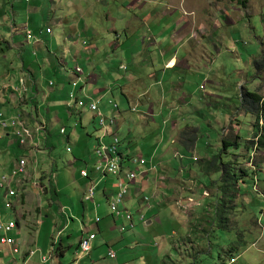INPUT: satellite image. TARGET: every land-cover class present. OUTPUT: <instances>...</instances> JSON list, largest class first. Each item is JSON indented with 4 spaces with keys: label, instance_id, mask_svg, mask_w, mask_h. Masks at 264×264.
Returning a JSON list of instances; mask_svg holds the SVG:
<instances>
[{
    "label": "crops",
    "instance_id": "0c3cea01",
    "mask_svg": "<svg viewBox=\"0 0 264 264\" xmlns=\"http://www.w3.org/2000/svg\"><path fill=\"white\" fill-rule=\"evenodd\" d=\"M111 1L117 0H85L82 8L89 11V19L98 4L109 10ZM19 2L18 5L16 0H0V43L3 45L5 43V47L0 46V113L5 118L21 115L24 122L31 127L45 120L46 129L44 130L45 134L36 133L34 137L28 139L24 146L17 143L13 130L0 129V178L8 176L16 167L18 160L23 157L27 159L25 174L9 180L8 187L15 192L16 197H8L9 201H6L7 192L5 190L7 191V189L0 187V215L4 213L14 216L17 221V232L13 234L20 245V254L13 258L10 248L2 246L0 248V264H15L16 262L61 264V258L67 257L71 252L73 257L77 258L73 260V264H153L151 262L153 259H155L154 264H171L170 244L172 243L161 241L158 243L159 236L153 237L156 231L139 234L131 229V232L128 233V229H125V225H123L124 221L119 219V216L112 214L110 202L118 191L119 181L126 182L125 175L129 168H132L130 159L133 156L145 158L137 152L136 147H146V144L141 145L140 142L155 137L154 134L160 140L166 134L164 131L166 125H169L172 131L169 145H173L174 156L180 161L179 164L176 167L166 163L165 148L161 151L162 158L160 157L158 163H155L153 158L149 162L146 160L147 162L143 166H135L139 174L134 183L129 186L125 203L127 206L128 202L138 205L136 214L139 218L138 215L141 214L145 203L144 192L148 190V196L152 200L154 198L155 202L154 207L145 204L149 209L147 212L152 211L154 218L146 221L147 227L155 221L160 223L162 221L172 222L174 219L181 220L179 214L174 215V209L178 208L176 205V202L178 203L177 196L180 194V197L184 196L185 198L190 195L186 189L190 187V182L187 183L186 180L190 178L191 173H195L192 167L185 162L186 157H178L177 144L180 145L181 150L184 148L177 141L181 140L184 132L197 129L195 132L197 142L191 149L194 151L203 131L201 127L192 125L187 120V116L198 114L194 107L198 105L199 101L205 108H208L212 95L203 91L205 87L201 89L204 82L199 86L201 94L197 97L196 91H191L184 81H181L183 80V69H191V65L184 62L185 58L179 60L176 55H172L171 58L157 64L153 62L150 64L147 60H135L136 73L128 75L122 80V85L118 86L128 106L121 109L119 105L120 111L116 115L115 133L120 136V152L123 154L124 161L120 177H115L118 179L114 183V179L109 175L100 174L94 169L97 159H91L92 156L88 148L91 125L100 128L95 120V115L88 110L78 111L68 107L69 93L73 92L78 97L86 96L90 83L95 84L101 79L100 74L86 73L84 67L78 63L79 60L86 59V56L90 54L89 51L99 50L94 43L100 41L101 32L96 29L93 23L92 29L85 26L84 16L78 15L79 17L76 18L72 8L73 0H20ZM149 2L151 3L148 5L145 0L136 1L133 8L138 9L140 3L142 8L131 13L125 9V6L123 8L120 5L118 12L115 13L117 18L112 15L111 10L106 18L121 26L128 21L131 23L134 19V25L135 21L137 25L133 27V23H131V26L135 33L146 25L148 31L141 34V45L143 48L146 46L145 54L159 49L158 51H162V54L166 55L172 46L168 44V49H165L164 47L160 48V44L167 41L173 45L179 44L184 48L186 41L189 40L188 34L182 35L184 26L180 28L174 22L176 13L181 12L182 14V11L178 10L167 16L166 4L163 3V0H149ZM124 9L131 15L128 21L121 14ZM132 14L136 15V18H133ZM159 17L169 20L172 27L176 29L173 34L167 28L162 30L161 26H158L160 35L157 36L153 33L151 25H147V22ZM176 19L179 24L181 21L184 23L183 15ZM56 25L59 27L62 41L57 50L53 47L56 43L59 46V41L54 35ZM21 26L31 29L34 39L28 41L25 31L20 29ZM47 28H51L50 33L46 31ZM11 32L20 34L13 35ZM109 32L115 33V27ZM9 34L11 35L9 36ZM44 34L47 35V39H44ZM15 36H20L22 41L20 46L13 43ZM149 38L152 40L148 41ZM26 43L31 46V53L26 49L24 45ZM109 45L110 49L119 46L114 41ZM8 47L16 50L14 53L18 61L10 54H4L9 49ZM25 49L26 51H24ZM33 54L35 56L30 60V56ZM92 56L95 55L92 54ZM69 58L74 65H71ZM76 67L83 70L80 80L74 72ZM144 68H146L149 83L144 82L142 78L135 77ZM98 69L100 72L114 70L113 60L106 61L103 66L99 65ZM120 69L126 70L127 68L121 65ZM21 79L24 80L23 83ZM45 79L48 87L45 86ZM52 80L54 84L51 85L50 81ZM204 80L206 79L204 78ZM73 82H78L75 88L72 86ZM62 96L66 99L65 103L62 99L60 100ZM214 97L220 98L217 95ZM52 102H55L57 113L60 115L57 120L58 129L52 125L53 118L50 116ZM41 109L44 110V118L40 116ZM82 113H88L91 116L86 115L83 118L79 115ZM73 119H75V124L70 125L69 121ZM179 124L184 126L181 128ZM52 131L56 132L52 133ZM103 133L101 130L99 138L103 136ZM139 134L142 136L139 137ZM179 135L181 137L177 140ZM50 136L58 141L59 146L65 144V154L57 162L53 159V151L57 145L50 141ZM41 138L44 139V144L41 147H35L34 142L40 141ZM105 138L103 140L106 142L111 140L109 136ZM222 140L221 138V145ZM43 146L44 148L40 149ZM39 151L44 152L48 156V160L45 156L42 165L35 166L36 160L33 156L28 157L27 154ZM185 152L186 150L183 153L185 154ZM86 154L89 158L86 157ZM51 161H53L52 164H50ZM79 162L83 163L80 168L77 165L80 164ZM84 169H87L89 173L87 179L81 176V171ZM185 175L188 176L185 177ZM179 178L180 183L178 184ZM175 180L177 181L176 186L172 184V181ZM92 185L95 187L94 196L90 200H85L87 190ZM168 191L171 192L170 196L167 195ZM41 198H44V204L40 206ZM124 208L131 213L134 224L135 217L129 206V209L126 206ZM23 210L35 214L34 219L28 218L20 223L18 214ZM96 217L100 221L96 222ZM142 217L144 215H141L140 221H144L147 216L145 214L144 219ZM90 233L96 234L91 252L81 256L80 242ZM183 234L184 237L181 238V241L187 242L189 232L186 231ZM174 235H177L175 230L171 232L169 238H173ZM175 243L172 244L173 248ZM199 247L198 249L202 250V246ZM110 250L115 253V258L109 257ZM30 253H34V256L30 257Z\"/></svg>",
    "mask_w": 264,
    "mask_h": 264
},
{
    "label": "rangeland",
    "instance_id": "374dc122",
    "mask_svg": "<svg viewBox=\"0 0 264 264\" xmlns=\"http://www.w3.org/2000/svg\"><path fill=\"white\" fill-rule=\"evenodd\" d=\"M19 1L20 0H16L18 5L20 4ZM133 1V3L131 0L111 1L109 10H111L112 15L116 18L117 14L115 13L118 12L120 5L123 8L125 6V9H128L129 13L140 10L142 8L141 3L139 4L138 9H134L133 7L135 6L136 1L140 2L143 0ZM84 2L85 0H73L72 8L73 12H75L74 15L76 18L84 16V24L85 26H89L90 29H92L91 25L93 23L96 26V29L101 32V39L99 42L94 43L99 50L94 52L89 51L90 54L86 56V59L79 60L78 63L84 67L86 73L100 74L101 79L98 80L99 82H95V84L90 83L86 96L78 97L74 93L78 99H83L86 102V105L83 108L75 107L74 110L87 111L88 101L93 100L97 103L99 111L105 117L106 123H108L113 117L116 120V115L120 111L119 105L121 109H125L128 106L127 102L123 99L118 86L122 85V80L127 78L128 75L136 73V67L134 65L135 60H147L150 64L152 62L157 64L165 59L171 58L172 55H176L179 60L185 58L184 62L191 65L190 70H187L186 68L183 69V80L181 81H184L191 91H196L195 93L197 97L201 94L199 92V86L204 82V84L201 85L205 87L203 91L212 95L210 96V106L208 108H205L203 103L199 101L197 102L198 105L194 107L198 114L187 116V120H189L192 125L195 124L196 126L201 127V130L203 131L199 136L197 147L194 151L189 150V153L188 150H186L185 154L183 153L184 150H181L179 144H177L176 148L178 157H186L187 159H185V162L192 167L195 173H191L190 178L186 180L187 183L190 182V187L186 188L190 195L185 198L184 196L180 197V194L177 196L178 203L176 202V205L178 208L174 209L175 213H173L174 215L179 214L181 220L174 219L172 222L162 221L160 223L155 221L151 226L147 227L145 225L146 221L154 219L152 217V211H149V213L147 212L149 210L148 206L154 207L155 199L153 198L152 200V198L148 196V190H146L144 192L145 203L141 209V214L138 215L139 218L136 214L138 205H135L134 202H128V206L135 217V220L133 219V222H135L133 228L129 227V223L125 219L124 214L118 217L124 221L125 224L123 225H125V229H128V233L131 232V229H134V231L139 234L156 231L153 237L159 236L157 239L158 243L160 241L172 244L173 242H176L174 248L172 247V244H170L171 264L194 263V253L196 251L200 252L198 249L200 248L198 243L192 244L191 242H184L181 241V238L184 237L183 233L186 231L192 232L193 230L195 233L196 231H199V234H204V232H201V230H198L197 228H203L206 230L207 234H210L208 235L206 255L202 254L201 251V253H199L200 255L197 256L198 258L196 257L199 263L223 264L221 259L228 258L225 260V264H264V213L259 214L255 209L256 206L252 205L250 208H247L248 211L241 210L242 212L240 214L234 215L233 212L228 216L229 226L233 227L235 225V227L231 229L221 228L218 224L220 221L210 223V221L215 219V215L213 216V212L209 207L211 206V200L216 190L205 189L201 192L197 184L200 179L205 180L208 178L201 173L199 169L200 162L207 160L209 156L216 154L221 150V138H235L238 135L240 137L238 141L241 145L240 149H231L230 152L233 151L234 156L231 157L229 154H224V159H226L227 156L234 163L237 162L235 163L237 169L249 166L252 169V171L249 170L250 177L252 176V178L256 177L257 172L260 171L257 166L258 157L253 155L254 151L251 152L252 158L250 163H246L248 155L247 150L243 145L244 143L245 145L251 143L253 140V132H249L248 135L243 133L245 129L250 130L247 123L252 124V120L250 119V115L246 112L247 109L241 106V94L247 89H250L251 91L264 96V0H163V3L166 4L165 12H167V16L178 10L182 11V14L181 12L176 13L174 22L177 23L180 28L184 26V32H181V34H188L189 39L186 41V46L184 48L179 44L173 45L168 41L160 44V48L164 47L165 49H168V44L172 46L166 55L162 54V51H158L159 49L145 54L144 51L146 50V46L143 48V45H141V34L147 32L148 28L145 25L139 32L135 33L133 27L137 25V23L135 21L134 25L133 19L131 21L133 27L131 26V23L128 21L131 15L125 9L121 14L128 23H124L121 26L119 23L114 24L112 20L107 19L106 16L109 10L101 7L99 4L91 18L88 19L89 11L82 8ZM145 2L148 5L151 3L149 0H145ZM181 15H183L184 23L181 21L179 24L176 18H179ZM132 17L136 18V15L132 14ZM41 24L44 23L41 22ZM148 24L151 25L153 33L157 36L160 35L158 26H161L162 30H166L167 28L171 34L176 30L172 27L171 23H169V20H163L161 17L148 20L147 25ZM113 27H115L116 32L110 33L109 31H111ZM15 34L19 35L20 33L17 32ZM10 35L11 34H9V36ZM54 35L59 41V46L58 43L53 46L54 49L57 50L60 48V43L62 44L60 30L57 25L54 28ZM44 39H47V35L45 34ZM113 41L119 46L117 48L114 46V48L110 49L109 43L111 44ZM13 43H15L16 46H20V44H22L20 36L13 37ZM24 45L29 53H31V46L28 43ZM24 45L23 47L25 48ZM123 45L124 48H122ZM0 46L5 47V43L4 45L0 43ZM12 47H8L9 49L5 51L4 54H10L16 59V61H18L14 53L16 50ZM26 49L24 51H26ZM92 54L95 56H92ZM34 56L35 54L31 55L30 60H32V57ZM111 60H113L114 70H103L100 72L98 66H103L106 61ZM255 60L258 61L257 64L260 66L256 67L254 65L253 62ZM69 62H72L70 58ZM71 65L74 64L71 63ZM121 65L125 66L127 69H120ZM135 77L142 78L146 83L150 82L146 68L140 73H137ZM204 78L206 80H204ZM40 86L42 87V84H40ZM45 86L48 87L46 79ZM98 90L99 92H96ZM214 95L220 96V98L214 97ZM64 96H66V94H64ZM197 97L195 96V98ZM61 99L65 103L66 99L63 96L60 100ZM69 100L70 98L68 95V101ZM51 104L50 116L53 118L52 125L58 129L59 123L57 120L60 118V115L57 113L55 102H52ZM114 105H116L117 108H114ZM41 111L42 114L40 112V116L44 118V110L41 109ZM60 113L62 114V112ZM93 114L95 115V113ZM79 115L84 118L89 114L82 113ZM133 116L136 119L135 114H133ZM95 120L97 121L96 116ZM69 123L70 125L75 124V119L70 120ZM183 126V124H179V127L182 128ZM97 128L94 125H91L90 137L88 140V148L92 156L91 159L96 158V150L101 142L99 139L101 128H98V130ZM196 130L193 129V132L195 133ZM164 131L166 134L163 135L160 140L159 137L154 134L155 137H150L145 141L140 142L141 145L146 144V147L142 148L137 146L136 150L139 154H142L145 157L143 158L145 161L147 160L149 162L154 158L155 163H158L160 157L162 158V149L166 148V163L173 164L177 167L180 161L174 156L173 145H169V139L172 133L169 125H166ZM55 132L56 131H52V133ZM190 132L191 131H186V133ZM116 135L120 139V136L118 134ZM141 136L142 135L139 134V137ZM180 137L181 135L178 136L177 140ZM163 138H165V140H163ZM185 138L186 137H182L181 140L177 142H180L182 145ZM50 141L54 145H57L56 149L53 151V159L57 162L65 154V144L59 146L58 141L52 139L51 136ZM43 148L44 146L40 149ZM75 155H78V153H75ZM27 156H33L36 160L34 164L35 166H41L45 156L48 160V156L42 151L28 153ZM86 157L89 158L87 154ZM52 163L53 161L50 162V164ZM82 164L83 163L77 165L80 168L82 167ZM109 176L114 179V183L117 182L118 178L116 179L115 176L112 175ZM187 176L188 175H185V177ZM212 179H214V177H212ZM262 179H264V177ZM179 183L180 178L178 179V184ZM172 184L176 186L177 181H172ZM7 185L9 186V183ZM241 185L246 187L243 183ZM129 186L128 190L130 188ZM256 190L259 194L264 195L263 181H258ZM245 193V195L243 193L242 195L237 196V199L233 201V204L240 205L243 201L248 202L251 199L250 193ZM167 195L170 196L171 192L168 191ZM126 196L124 198V206L128 208L125 203ZM14 197H16V195ZM205 200L209 201V204L204 203ZM41 201L42 204L40 203V206L44 204V198H41ZM259 201L263 203L264 206V198ZM153 212H156V210H153ZM246 213L248 218L244 219L243 222L242 216H245ZM145 214L147 217H145ZM34 215L35 214L30 211L23 210L18 214L19 222L23 223L28 218L34 219ZM141 215H144V221H140ZM144 217H142V219H144ZM3 218L4 220L15 219L14 216L9 214H4ZM97 218L98 217H96V219ZM98 221H100V219ZM222 221L223 220H221V222ZM210 224L211 227L209 226ZM174 230L177 232V235H174L173 238L170 239L169 235ZM10 235L16 238L13 233H10ZM230 248L233 251H230ZM16 257H18V255H16ZM75 259L77 258H74L71 252L67 257L61 258V264H73V260ZM232 259L233 262L231 261ZM151 262L154 264L155 259Z\"/></svg>",
    "mask_w": 264,
    "mask_h": 264
},
{
    "label": "trees",
    "instance_id": "16d2710c",
    "mask_svg": "<svg viewBox=\"0 0 264 264\" xmlns=\"http://www.w3.org/2000/svg\"><path fill=\"white\" fill-rule=\"evenodd\" d=\"M253 63L256 67L260 66L257 64V60H255ZM241 98V106L247 109L246 112L250 115V119L252 120V124L247 123V125L250 127V130L245 129L243 133L248 135L249 132H253V140L251 141V143L249 145H245L244 143L243 145V147L245 146L248 155L246 163H250L252 158L251 152L254 151L253 155H256V157H258L257 166L259 167L260 171L257 172L256 177L252 178V176L250 177L249 172V170L252 171V169L249 166L246 165L247 167L244 166L237 169V167H235V163L237 162L234 163L227 156L226 159H224V154H229L231 157L234 156L233 151L230 152L231 149H240L241 145L238 143L240 137L237 134L238 136H236L235 138L229 137L227 139H223L221 150H219L216 154L209 156L207 160H203L200 162L199 169L201 173L206 175L208 178H206L205 180L200 179V181L197 182L198 188L199 190H201V192L205 189L216 190L211 200V206L209 207L210 210L213 212V216L215 215V219L213 221H210V223L220 221L218 224L221 226V228L227 229L235 227V225L233 227L229 226L228 216L231 215L233 212L234 215H237L242 212L241 210L248 211V207L250 208V206L255 205V209L257 210V212H259V214L264 213L263 203L259 201L263 200L264 195L259 194L256 190V185H258V181L260 180L264 182V179H262L264 177V96L255 93L250 89H247L244 93L241 94ZM182 136L186 137L185 141H183L181 145L184 150L189 151L193 149L197 142V134L191 131L190 133H184ZM212 177H214V179H212ZM242 183L246 187H243L241 185ZM245 192L250 193L251 199L248 202H241L240 205H234L233 201L237 199V196L242 195L243 193L245 195ZM6 201H9L8 197ZM204 203L209 204V201L205 200ZM246 218H248L247 213L245 214V216H242L243 222ZM221 220L223 221L221 222ZM209 226L211 227V224ZM197 229L201 230V232H204V234H199V231H196L195 233L192 230V232H189V239L187 241L191 242L192 244L194 243L193 241H195L198 243L199 246L200 244L202 246V250L200 249V252L196 251L194 253L195 259L193 261L194 263L192 264H202L197 261V256L200 255L199 253H201V251L202 254L206 253L208 235H210L207 234L206 230H204L203 228V231L202 229ZM230 251L233 250L231 249ZM226 259H221L223 264H225ZM231 261L233 262V259Z\"/></svg>",
    "mask_w": 264,
    "mask_h": 264
},
{
    "label": "built area",
    "instance_id": "2783aa9c",
    "mask_svg": "<svg viewBox=\"0 0 264 264\" xmlns=\"http://www.w3.org/2000/svg\"><path fill=\"white\" fill-rule=\"evenodd\" d=\"M47 31L51 32V29L47 28ZM25 33H26L25 36L28 41L33 38V35L29 29H26ZM74 72L76 73L78 79L80 80L81 75L83 74L82 69L80 67H76L74 69ZM21 81L22 83L24 82L23 79H21ZM50 84L51 85L54 84L53 80L50 81ZM77 85L78 82L72 83V86L74 88ZM203 88L204 86H201V89ZM69 98L70 100L68 101V107L71 109H74L75 107L83 108L86 105V102L83 99H78L73 92L69 94ZM87 108L90 112L95 113V116L98 121V125L101 128V130L104 132L103 136L99 138L101 142H100V146L96 150L97 161L94 165V169L100 174L112 175L119 178L123 170L124 157L123 154L120 152L121 141L115 133L116 120L114 118H111L109 122L106 123L105 117L99 111L97 103L93 100L88 101ZM114 108H117V106L114 105ZM7 121H9L12 126H14L15 124L17 125L15 127H9L7 125ZM21 123L22 121L18 116L17 118L7 119L4 117L2 113H0V128L12 129L13 134H15L18 137L20 145L23 146L26 144V140L31 138L33 132L32 129L27 128L24 124L21 125ZM43 128H44V122L41 123L37 129H43ZM107 136H109L111 139L109 142L103 140ZM130 162L132 168H129L128 173L125 175L126 182L121 180L119 181L118 191L112 197V200L110 202V209L114 216H122L124 214L125 219L129 223V227L133 228L132 215L130 212H128V210L124 208V198L128 193V186L134 183V181L136 180L139 174L135 166H143L146 164V161L141 157L133 156L130 159ZM26 166H27V160L21 158L16 163V167L12 170L11 175L0 178V187L3 188L6 187L7 189L6 192L10 197H14L16 194L10 187H8L7 185L9 183L8 179L15 177L17 174L24 173ZM81 176L86 179L89 178L88 170L87 169L82 170ZM94 193H95V187L92 185L87 190V193L85 195V200L92 199ZM98 220L99 218L96 219V221ZM16 232H17V221L15 219L4 220L3 214L0 215V245H1L0 248L4 245L8 246L11 250L10 254L12 258L20 254V245L18 244V240L10 235V233L15 234ZM95 239H96V234H92V233L87 234L85 237L82 238L80 242L81 256L88 255L91 252L92 243ZM29 256L30 257L34 256V253H30ZM109 257L115 258V253L112 250H110L109 252ZM15 264H24V263L16 262Z\"/></svg>",
    "mask_w": 264,
    "mask_h": 264
},
{
    "label": "bare ground",
    "instance_id": "6f19581e",
    "mask_svg": "<svg viewBox=\"0 0 264 264\" xmlns=\"http://www.w3.org/2000/svg\"><path fill=\"white\" fill-rule=\"evenodd\" d=\"M17 116L20 117V119H21V121H22L21 125L24 124L27 128L32 129V132H33V133H32V136H31V137H34L35 134H36V133H39V132L45 134V131H44V130L46 129V122H45V120L41 122V123L44 122V128H43V129H37L41 123L34 125V127H31L30 125H28L27 123L24 122V120L22 119L21 115L12 116V117H10V118H17ZM113 118H114V117H113ZM7 119H8V118H7ZM7 125H8L9 127H15L17 124H15L14 126H12L11 123H10L9 121H7ZM29 129H28V130H29ZM63 129H64V128H63ZM29 132H30V131H29ZM14 135H15V134H14ZM15 137H16L17 142L20 144L18 137H17L16 135H15ZM39 140H40V141L34 142V143H35V147H41V146L44 144V142H43L44 139H43V138H41V139H39ZM27 141H28V139L26 140V143H27ZM23 146H24V145H23ZM2 177H6V176H1V178H2Z\"/></svg>",
    "mask_w": 264,
    "mask_h": 264
},
{
    "label": "clouds",
    "instance_id": "9594fccd",
    "mask_svg": "<svg viewBox=\"0 0 264 264\" xmlns=\"http://www.w3.org/2000/svg\"><path fill=\"white\" fill-rule=\"evenodd\" d=\"M20 29H23V30L26 32V29H29V28L26 27V26H21ZM50 29H51V28H50ZM29 30L31 31V29H29ZM46 31H47V29H46ZM47 32H48V31H47ZM25 34H26V33H25ZM32 39H33V38H32ZM151 40H152V38H149V39H148V41H151ZM29 41H30V40H29ZM82 71H83V70H82ZM2 130H4V131L10 130V131H11L12 129H2ZM14 136H15V135H14ZM19 145H20V144H19ZM23 158H24V157H23ZM24 159H26V158H24ZM26 160H27V159H26ZM18 161H19V160H18ZM18 161H17V162H18ZM17 162H16V163H17ZM26 167H27V166H26ZM25 170H26V169H25ZM11 172H12V171H11ZM21 174H25V172H24V173L17 174L15 177H13V178H9L8 180H10V179H14V178L18 177V176L21 175ZM9 175H11V173L8 174V176H9ZM5 192H6V190H5ZM6 194H7V193H6ZM7 197H10V196L7 194L6 198H7Z\"/></svg>",
    "mask_w": 264,
    "mask_h": 264
}]
</instances>
